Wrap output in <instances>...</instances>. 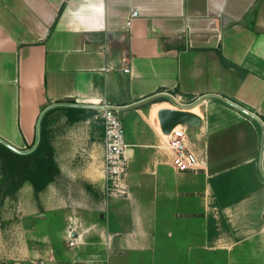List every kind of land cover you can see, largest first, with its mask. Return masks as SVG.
Returning a JSON list of instances; mask_svg holds the SVG:
<instances>
[{
    "label": "crops",
    "instance_id": "1",
    "mask_svg": "<svg viewBox=\"0 0 264 264\" xmlns=\"http://www.w3.org/2000/svg\"><path fill=\"white\" fill-rule=\"evenodd\" d=\"M165 93L201 119L182 124L206 163L198 171L174 167L145 112L143 101ZM104 101L122 107L129 193L104 189L101 117L96 154L52 147L57 190L84 175L102 195L66 209L65 252L36 235L51 244L50 264H264V0H0L1 139L29 151L41 118L47 132L60 110ZM87 155L89 174L76 168Z\"/></svg>",
    "mask_w": 264,
    "mask_h": 264
},
{
    "label": "rangeland",
    "instance_id": "2",
    "mask_svg": "<svg viewBox=\"0 0 264 264\" xmlns=\"http://www.w3.org/2000/svg\"><path fill=\"white\" fill-rule=\"evenodd\" d=\"M165 101L168 104L164 106L178 108L171 100ZM165 101L156 100L148 103L145 106V112L149 114L154 106ZM183 101L187 104L191 103L188 100L183 99ZM151 115L150 121L161 133V147H170V140L160 129L158 113L154 118ZM53 122V126L47 130L46 143L51 148L60 147L64 155H75L81 160L83 156H86L87 151L88 154H96L90 147H102L101 119L97 111L86 110L78 116L76 121H72L63 110H60ZM261 147H263V136ZM91 155H87L89 163L76 165L79 171H86L89 174L88 171L94 168L95 159ZM4 165V159L0 158V264H50L55 261L54 257L50 256L51 244L39 242L36 235L49 234L55 244L65 252L67 249L65 242L61 240V228L65 224L66 209L77 204L74 199L83 202L84 199L100 198L101 180L86 179L81 174L82 176L74 181L75 185L73 181L70 183L64 181L62 185L64 190H60L62 186L58 190L54 186L56 179L41 192H36L30 182L23 183L15 190L11 186L9 173L4 170ZM72 185L78 192L76 196L67 194L66 188ZM58 191H60L59 194ZM83 191L88 195L83 196L81 194ZM37 251L44 252L43 257L37 256Z\"/></svg>",
    "mask_w": 264,
    "mask_h": 264
},
{
    "label": "built area",
    "instance_id": "3",
    "mask_svg": "<svg viewBox=\"0 0 264 264\" xmlns=\"http://www.w3.org/2000/svg\"><path fill=\"white\" fill-rule=\"evenodd\" d=\"M137 17H139V11H132L126 22V26L130 27ZM112 69L113 67L109 66L107 70ZM123 71L130 73L131 69L126 68ZM165 95L169 97H164V99L166 98L174 102L178 106L177 109L190 106L178 95L173 93H165ZM100 107V117L104 127L105 190L110 196L123 197L129 193L126 182L129 163L126 153L129 144L126 141L125 127L121 117L122 107L113 105L107 101H104ZM167 137L170 140L169 148L173 155V165L177 170L198 171L205 166L206 163L201 160L198 153L190 145L187 126H177ZM76 244V239L71 235L69 246L73 247Z\"/></svg>",
    "mask_w": 264,
    "mask_h": 264
},
{
    "label": "trees",
    "instance_id": "4",
    "mask_svg": "<svg viewBox=\"0 0 264 264\" xmlns=\"http://www.w3.org/2000/svg\"><path fill=\"white\" fill-rule=\"evenodd\" d=\"M160 100V99H158ZM160 101H165L161 99ZM70 118L76 121L84 109L69 108ZM47 132L43 125L41 129V142L38 148L30 154H18L2 143H0V158L5 161L4 170L9 173L11 186L14 189L20 188L25 182H30L36 192L45 190L59 174L58 166L54 159V152L50 145L46 143ZM46 156L41 157L43 152Z\"/></svg>",
    "mask_w": 264,
    "mask_h": 264
},
{
    "label": "water",
    "instance_id": "5",
    "mask_svg": "<svg viewBox=\"0 0 264 264\" xmlns=\"http://www.w3.org/2000/svg\"><path fill=\"white\" fill-rule=\"evenodd\" d=\"M164 97H169L167 95H157L155 97H151L145 101H143L144 103H150V102H153L154 100H158L160 98H164ZM232 106L238 108L239 110H241L242 112L246 113L247 115L253 117L254 119L256 120H259L260 119L250 113L249 111L243 109V108H240L238 107L237 105L229 102ZM58 106H63L61 104L59 105H52L51 107H49L48 110L50 109H53L55 107H58ZM72 107H77V108H91V109H94V108H101V107H92V106H81V105H70ZM190 106H184L183 109H169V108H165V109H161L159 112H158V117H159V121H160V126H161V129H162V132L164 135H170L173 131L174 128H176L177 126L179 125H182V124H189L190 126L192 127H197L198 125H200L201 123V119L198 115H196L195 113H192L190 112ZM42 119V118H41ZM40 119V122H39V139H38V143L37 145L29 150V151H23V150H20L16 147H14L13 145L9 144L8 142L4 141L3 139L0 138V143H2L3 145H5L6 147H8L9 149H11L12 151L18 153V154H30L32 152H34L40 142H41V122L42 120ZM47 152H43L41 157H44L46 156Z\"/></svg>",
    "mask_w": 264,
    "mask_h": 264
},
{
    "label": "bare ground",
    "instance_id": "6",
    "mask_svg": "<svg viewBox=\"0 0 264 264\" xmlns=\"http://www.w3.org/2000/svg\"><path fill=\"white\" fill-rule=\"evenodd\" d=\"M164 105L165 104H159V105L154 106L153 109H152V111H151V114H152L151 117L154 118L155 114L158 113L159 108L162 107V106H164ZM195 111H197V110H195ZM165 137L168 139L167 135H165Z\"/></svg>",
    "mask_w": 264,
    "mask_h": 264
}]
</instances>
